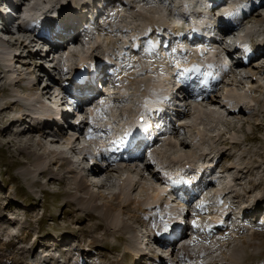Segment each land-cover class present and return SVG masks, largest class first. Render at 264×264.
Segmentation results:
<instances>
[{
    "label": "bare ground",
    "instance_id": "obj_1",
    "mask_svg": "<svg viewBox=\"0 0 264 264\" xmlns=\"http://www.w3.org/2000/svg\"><path fill=\"white\" fill-rule=\"evenodd\" d=\"M35 1L37 2V0H17L15 4H12L15 7V10L17 11L16 17L10 16V15L0 16V21L3 20L4 22V24L2 23L3 25H2V28L0 29V42L3 43L4 41L5 43H9L10 45H12L11 43L12 39L10 38H13L12 46H17L21 52H23L22 50H27L29 48H33V49L38 48L39 52L37 51L34 54H29L28 52L27 54H25L27 57L30 56L32 59H34L33 61H36L35 64L33 62L36 68H42V67L44 68L45 63L51 62L54 64L52 72L55 73V70H57V72L60 73L62 69L61 68L62 63H66V62L70 63V61L73 62L76 57L77 58L82 57V54L83 53L85 54L89 50V47L90 49L91 47L93 48L94 43L97 45V48L100 47L98 38H96L97 35L95 36V33H98V32L95 28L92 27L88 35L86 36V39H84L85 41L84 40L82 41L81 37L77 34H75L74 36L67 35L60 42L49 43L51 50L48 51L45 55L41 56L40 49H42L41 47H45L46 45V42L44 39H31L27 41L26 37L30 35L29 34L30 31L24 30L21 27H19V30L17 33H14V31H12V26L18 22L19 23L21 22V24L26 25L27 22L35 20L36 14H33V12L35 10L36 5L38 4V2L36 3ZM67 1L68 0H66L65 2L63 0L60 3L61 5H63L62 10L68 9L66 11L67 15H65L66 18L76 13L74 7L70 5L72 4V2L68 3ZM141 1L142 0H140L139 2L135 4L131 2L129 3L131 4V6L128 5V7H130L131 9H135L137 13V15L134 16L135 20L138 17L142 18L144 16L145 18H148L149 21L143 23L144 18H142L143 22L142 21L141 22L143 24L148 25L152 21V18H155L157 16L158 17L156 19L157 23L167 28H172V32L174 33H177V34L181 33L179 36V40H178L180 41V44H178L177 48L182 49V48H179L181 47V44L183 43L182 41L185 40L188 42L186 38V34H189L194 28L179 27L176 23L178 22L176 19L165 18V12L168 11L167 7H170L172 3L176 2V0H168L169 4H166V5L164 4L162 0H159V1L144 0L142 2ZM243 1L244 3L246 2L247 7L246 5L242 6ZM243 1H241L242 3H240L239 1L236 7L237 9L234 12H230L228 11L229 9L227 10L226 8H230L233 5V3H235V0H222L221 3H218L216 5L213 4V0H205L204 3L201 4L202 9H204L205 5H208V2L209 4H212V5H211V9L207 13L203 12L204 15L200 14L199 16H203V18L213 21V22L223 19L232 26L228 29H225L222 27L218 28V31L222 37L219 39L218 43L213 42L215 44H219V48H217V50L210 48L209 47L210 45L205 46V47H208L206 50H203L201 48L193 50V51L183 50L182 54H185V55L191 54V55H194L195 57L201 58L203 62L207 63L206 66L208 69L207 71L203 66L196 68V69L193 67H190V69L191 68L192 69L191 70L186 69L187 70L186 75L187 74L194 75L196 73L200 74V73H203L204 71H207L206 72L207 76L211 78L217 77V76L219 77L221 75V71L220 69L215 68V64L212 60L215 57H217L219 60L220 59L224 60L225 58L223 57V55H225L226 53L229 54V55H226L227 58L235 57L232 59L233 60L236 59L237 57H239V54L242 52V50H237L234 48L236 41L241 40L243 37L253 38V36L256 34L258 35L260 31L257 33L254 32L256 34H253L251 32L252 29H256L259 27L264 28V25H262V23H264V0H258V2H253L251 5L246 0H243ZM99 2L101 1L99 0ZM143 3L147 5V8H148L147 11H144V9H140L142 8L140 7V5H142ZM3 4H4V0H0L1 7L3 6ZM113 4H114V0L110 3H107L105 8L107 9L109 6H112ZM96 5L97 4H95V6ZM87 6L88 5H85V4L82 5L83 8H86ZM195 7L196 6H194L193 8L195 9ZM222 8H224L225 10L223 9L224 11H220ZM51 9L53 8H49L50 11ZM142 12H144L145 14H142ZM146 12L152 15L149 16L150 14H147ZM64 14L65 13H63V15ZM118 15L119 14L115 16L118 17ZM100 17L101 16L99 13L97 16V19L100 20ZM109 17L110 16L108 14L104 22ZM127 17H128V21L125 23L126 25L131 26V28L128 29L127 31L134 35L141 34L143 36H146L145 39L148 41L149 49H150V51L147 53L148 54L147 59L150 61V63L152 64L156 63L157 65H160L161 67H164V64H166L167 62L169 65H172L173 67H175V65L181 66L179 62L181 60L180 59L181 54H178L176 52V49H175L176 46L172 45L171 42H169L170 45L168 46V48L162 49L160 42H156L155 40L153 41L150 40L149 38H152V37L146 34L148 32H151V30H154L157 23L153 25L150 24L149 26L142 25V24L132 25L134 20H129L131 16L129 17L126 14H123L122 16V18H124L123 19L124 21ZM114 24L115 23L112 20V23H110L109 26L113 27ZM259 25H262V26H259ZM109 26L106 29H108ZM109 33L114 35L113 32L109 31ZM2 34L3 35L6 34V36L8 35L9 37H7V39L2 38ZM195 39L196 38H194L193 40L192 39L190 40L194 42ZM140 40L142 41V39H138V41ZM118 41L120 42V44H122V46H124L125 48L127 47V49H130L129 45L126 42L121 41L119 38H118ZM252 41H253V44L259 43V47L262 50L258 54H255V55L253 54L252 57H249L246 60L236 59L235 63H236V66H238L237 72H235L233 66H231L230 67L231 70L228 74V76L230 77L231 75L230 73L235 72L234 75L236 77V80H238V81L234 80L235 82L239 83L240 82L239 80L244 79V78H249L251 76L250 74H252V77L255 76L256 74L264 76V38L262 37L261 40H255V41L252 40ZM206 44H208V42ZM242 45H244V43H242ZM84 50L85 51L87 50V51L85 52ZM166 50L167 52L169 51L171 55L173 56L175 55L176 57H179V59L176 57L175 59L173 57L169 58L167 56H164V53L166 52ZM133 51L140 52L139 46L138 47L135 46V48L133 47ZM156 52L161 53V57L158 59H156L155 57ZM3 53L5 55H10L9 54L10 52L9 53L3 52ZM15 56L16 54L14 55V58ZM45 56H48V59H43L45 58ZM20 57L21 56H19V58ZM133 57L132 56L129 57L127 66H125V69H128L129 71H131L132 68L141 67L140 66L141 60L138 62H135L137 59H139V54L137 53ZM131 58H133V61ZM152 59L155 61L152 62L151 61ZM7 61L8 63L10 62L9 59ZM98 62L99 61L96 60L95 62H92V63L98 64ZM131 63L132 65H130ZM109 65L110 66L113 65V67H115L113 63H110ZM13 66H9L8 73L15 70V66L14 67ZM27 66H29L27 71L24 73L23 71H19L15 80L14 81L12 80L13 82L11 81L12 83L11 85L15 88H19L21 91L28 94L27 96L29 97L27 99L29 100L30 98L29 102H27L28 104L24 103L25 104L24 105L22 103V101L24 102L27 99L26 98L21 99L20 98L21 96L11 102H6L5 104H2V105L0 104V117L2 116L1 119L3 123L5 124V126L0 128L1 148H6L7 150L10 148L12 149V152L8 151L10 153L9 157L11 160L9 161L10 167H12L14 163L15 164L17 163V166L19 168V177L14 178V179L12 178L13 182L14 180H15V183L20 182L21 180L30 189L36 190V188L39 187L43 183L42 179L47 178V181L45 184L56 183L58 184V186H60L61 190L63 191L64 199H65L64 201L65 211L62 214V216L70 217V221H69L70 225L74 224L78 228L77 234L75 233L71 237L63 238L59 242L60 244L58 246L60 247L56 248V251H59L61 255L63 256V258L65 256L68 257L67 261L69 262V264H93L94 260L92 262L91 260L88 261V259L82 257L78 253L83 254V252L86 251L87 253L85 254V256L89 257L90 254H94V253L96 254V252L98 250L101 251L102 248L107 250L106 246L104 245V241L109 240L110 237L112 236H119L118 239H122V240H125V238L127 237L126 243H127V246L129 247V250L127 249V251H124V254H122V259H126V258L130 259L132 257H135L137 259L139 258L137 262H135V264H142L146 260L151 261V262L153 261V264H154L155 259L157 260V264H167L168 262L166 263V261L168 260V258L173 259L174 257L178 258V260L177 259L176 261L174 260L175 261L174 264H178V263L179 264H186V263H189V264L190 263L191 264H264V260H263L264 258V219H262L264 215V151L262 153H256L254 159H252V157H250L249 155L241 156L242 165H243L241 166V168H238V166H236L235 164H234L235 166L226 165L223 167L221 165L220 167V164L224 162L225 160L232 161L235 159V156L226 155L225 153L221 154L218 157H214L210 159V162L214 163L213 168L210 170L211 174L215 173L216 170L223 168L224 171L222 169H220V171L222 173L227 172L226 174H227L228 179L229 180L231 179L232 181H234L235 185L234 187L232 186L228 188L226 191H224L223 194H221V191H218L216 189L215 183L210 182L205 188L201 189L196 196L192 197L191 204L205 199V201H209V202L207 204L206 203L203 204L204 203L203 201L202 204L198 205L196 210H199L202 205L212 206L211 200H213L214 198H213V195L212 196H209V195L211 193V190L213 189L217 190L216 194L219 193L218 196H221L224 200V201L219 202V206L223 208L225 207L224 210H226V212L224 211L220 215V219H218L219 220L218 223H221L223 221L224 224L221 226L220 224L215 225L213 229L208 230L202 226L203 224L198 223L197 222L198 220L194 221L195 220L194 219L191 222L193 224L192 226L193 233L195 234L192 239H191L192 236L189 233L191 229L190 227L191 225H190L184 229L183 233H176L173 240L169 241L168 240V233L170 231L169 224L166 222L160 223L156 217V214L154 216H148L146 213V211L149 212V211H154L155 209H158L160 207L163 208L167 204L166 203L167 197H165L166 193L164 192V190H162V187L160 188L161 190L159 191L157 190L158 191L157 195H155L154 197L152 196L153 197L152 199H148L149 197L147 198L149 201L147 202L146 209L143 208V201L145 199L144 200L140 199V197L146 195L144 194L145 192L149 193L150 191V189L148 190V188L146 187L147 186L146 184L149 183V180L146 178V175L144 173L151 172L152 166L154 165L152 162L154 160L153 155L155 154V152L157 154H161V153L164 154L165 152V151L163 152V150L160 149L157 141H155V144L153 146L155 150H151L153 153L149 152L150 146H148L147 144L148 140H147L145 143L147 145L143 149L141 155L135 158L126 159V160H123V158L120 160L116 158L115 159L112 158L113 155L117 156L118 154L112 148H108L107 146H106L107 148L99 146L100 143L98 142V140L94 138L89 140L90 146H88V149L90 150V152H92V154L90 152H87L85 156H83V152H82V150H84L83 147H82V150L80 149V154H78L77 152L75 154L74 147L76 144L77 145L78 143L80 144V141H81L80 137L84 135V132H83L84 124H86L87 122H90L92 118L94 117V115L98 111H101V110L110 111V114H113L112 117H114L115 111L113 107L107 106L103 101L98 104L97 101L100 99V97L101 96L105 97V95L100 92H97L95 95H92L91 97L84 99L82 108L80 109L78 116L73 114L74 119L76 117L81 118L80 123H79L80 128L79 130L76 129L78 131V134L80 135L76 137L71 136L68 130L70 129L68 128L69 126H66V128H64V127H57L53 124L52 127H47L46 125L43 124L41 119L36 120L32 116V113L28 111L31 110L30 107L32 103L33 104L36 103L41 106L40 110L44 112V110H46V104L45 102H43L44 99L46 101L52 100V97L54 93L56 92V89L60 87L59 85L60 81L58 80L56 76H54L53 74H49V72L45 71L47 72L46 75L49 78L46 80V82L43 81V74L42 76H39L41 74L38 75L37 72H35V75L38 76L36 81L31 82L30 79L32 76H34V70L36 71V69L31 68L32 67L31 63L27 64ZM104 67H101L103 71L98 74V78L100 81L99 83L104 82L106 85V89L111 90L112 92V90H115L117 81L116 79H113V77H111L113 75L112 74L109 77L108 82L106 83L105 77L109 76V74H106L107 72L109 73V71L107 69L105 70ZM2 70L7 72V70L4 69L3 67H2ZM66 70H70V69L66 68ZM249 70H250L249 72L250 74L247 73ZM147 72L148 70L146 69L143 72L141 71L139 73H136V72L131 73L130 74L131 76L128 78V80L132 77L138 78L141 76H146ZM120 73L122 74L121 71ZM167 73L168 71L165 68V70L161 74L159 73L157 77L155 76L153 79L152 78L148 79L149 83L153 87L152 89H147V90L140 89V92L142 94L141 101L145 100L144 104L143 102L141 103L143 104V108L146 106H157L160 108H164L165 102L161 100L155 101L154 98L156 97L161 98L163 96H166V98L170 97V94H171L170 91L164 89V87H167L168 85L174 86L177 80L175 79L176 76H173L172 79H169V76L166 75ZM114 76L116 77V75ZM224 77L226 76H223L222 78ZM44 78H46V76H44ZM117 78L119 79V81H122V82L124 80H127V78H124L123 76H119V75L117 76ZM4 79L6 78L1 79L0 83ZM207 79L208 78L206 77L205 82L202 84V87H201L204 93L202 95L201 94L198 95L199 96L198 99L202 100L203 102L206 101V103H210V104L216 103V104H219L225 107L226 108L225 110L227 111V117H229L230 119H227L224 121L226 123V126L229 127L230 130L235 131L237 130L238 126H241L243 129H245V127L247 126L254 125V127H256L257 129L264 131V114H263L262 120H260L261 119L260 114L256 112L253 106L244 105L245 103L243 102L244 101L242 97L243 95L234 96L233 94H229L230 96L227 95L226 97L224 95L222 96H218L216 94L213 95V93L215 92L214 88L218 87L220 83H222L223 81L222 80L218 81V83L215 85L214 88H210L207 85ZM26 80L27 81L29 80L31 84L28 81L29 84L27 83L26 85H23V82ZM91 81L94 82L93 79ZM42 83L45 85H43ZM186 84L181 82L179 87L173 90V92L175 94L182 95L181 100L187 102V105L185 107L187 110L190 107L193 108L192 106L193 103L188 104L189 100L194 99L196 97L193 98V96L190 95V90H189L190 85H186ZM231 85H233V82ZM259 85H260L259 88L263 87L262 83L260 82H259ZM128 86L130 88L129 91H124L123 88L122 89L120 88L121 89L120 92L122 95L124 94V96H127V93L128 95H131L129 94V92L130 90L132 91L133 89H132V86L127 85V87ZM3 89L4 88L0 86V95H1V92H6L5 89L4 90ZM120 92L118 91V93ZM175 94H172L171 97ZM114 96L115 95H113V93L107 94L106 99L110 101V104H112V102L114 104V101L117 100V99L114 100ZM129 98H131V96H129ZM173 98L174 97H172V100ZM131 100L128 102L132 103L133 106L129 105V108L133 107V110L135 107L138 108L137 103H135V101L137 100L132 99V98ZM223 100L225 101V104ZM152 101L154 103H152ZM121 102H124L123 99L121 100ZM226 104L228 107H226ZM21 106L23 108H27L28 111H23ZM196 110H195L196 111L195 114L200 116L201 113H197L200 111L198 109ZM14 111H16L15 115L9 114L10 112H14ZM206 111L210 113L212 116L216 117L214 111L212 110H206ZM34 114H36V112H34ZM42 116L44 115L42 114ZM51 117L53 118L52 115H49L47 117L44 116V120L45 121L50 120ZM88 118L90 119L88 120ZM217 119L219 120V122L221 121L220 116ZM133 122L134 121H132V123ZM116 127H117V123H115V128ZM210 131L215 132L216 129L213 128ZM217 136L218 138L216 137V139H209V141L217 143V146L228 143V140L224 138L225 136L222 137L223 135L219 136L218 134ZM125 138L129 144H136L135 146H137V144L143 145V142L141 140L136 141L134 137H132L131 135H127ZM257 140L258 138L256 137H248L245 139L246 142L257 141ZM186 142H183L182 145L185 146ZM120 144H121L120 141L119 142L115 141V145H120ZM190 144H193V143L191 142ZM232 145L233 147L240 148L241 146H243V142H238V141H235L234 139L232 142ZM197 149H200V148H197ZM204 150L205 149L203 147V150L201 151H204ZM146 152H149L150 155H148ZM204 152L206 153V151ZM97 153L105 154V157L101 158L102 161L106 162V165L102 170L95 169V166H94L96 164H99L98 159L100 158L98 156H95ZM62 154H64L65 156L63 155L64 156L63 157ZM55 155H59V157L62 156L63 158H65V160H67V162H61L62 160L59 161L58 158L57 160H54V162H52V160L48 162L47 159H50L51 158L50 156H55ZM76 155L78 159H75ZM79 156H82L83 160ZM62 157L61 159H63ZM167 158H168V155H167ZM84 161L90 162L92 164V167H90L87 171H83V169H85V167H87L88 165L86 164L87 162H84ZM142 162L143 163L146 162V163L143 166H141L140 164ZM121 163H123L126 166L124 167V165ZM163 164H164V161H163ZM82 166H83V169H81ZM163 166L164 168H166L165 165ZM170 166H168L167 168L171 169ZM55 167H57V169H55ZM156 167H159V166L157 165ZM189 171H193V166H191V169H189ZM135 172L136 173L139 172L138 173L139 180L128 178L129 174L133 175ZM234 172H237V176L232 175V173L234 174ZM158 173L159 172L155 170V173L153 176L156 177L157 180L160 181V183L164 181L166 182V177L164 175L160 177L158 176ZM100 175L103 176V179L99 180L100 181L99 182L97 181L96 178H98V176ZM89 177H91L92 180H89ZM183 178L184 179L181 181V176L177 177V181L179 182V184H183L185 182V177ZM114 180H117V182H115ZM171 185H172V191L175 193V191H177V188H175V185L173 184V182ZM116 187L118 189L117 192L113 191ZM94 189H98V190H94ZM127 190H128V194H126ZM192 191L193 189L189 190L190 193ZM0 192L8 193L7 189L4 187H0ZM123 192L126 195H124ZM26 197L32 198L33 195H28ZM13 199L11 195H8L6 198H0V264H7V262L10 260L12 261L11 264H43L44 262H46V259L44 260V262L41 261V259L42 257H45V256L49 257L50 260L52 261L53 259L55 260V258L53 257L55 255L54 254L55 250L54 252H52L51 245L47 248L44 247L45 249L42 252L38 251V246L40 249V246L44 243H50L52 241L56 242V240L52 239V237L41 238L38 235H36V237L33 236L34 238L32 237L30 238L28 236L29 238H25L21 241L22 244L20 242H19L20 244L17 242H14L15 238H20L22 236V232L24 228L23 224L28 222V220L31 219V217H33L34 214H25V216H22L23 218H21L20 215H18L17 213H13L12 211H10V209L16 208V210H19V211L30 212L36 208H35V205L25 208V206L20 205V203H18L16 200H13ZM151 201L153 204L155 203L157 206H153ZM145 202L146 200L144 201V203ZM213 208L217 209V207L216 208L213 207ZM163 209L166 211V214L168 217H172L175 213H178L181 210L179 208H169V207L163 208ZM149 214L152 215V213L150 212ZM187 214L188 213H186V215ZM84 215L87 216L88 218H86ZM74 217H75V220L72 219ZM252 219L254 220L253 222H252ZM148 231H152V233L149 235ZM139 232H144L147 236L152 237L153 239L152 242L155 243L150 247L149 253L147 254H143V252L139 250L140 248L138 247V243L140 244V241H138L137 243V236ZM220 233L223 235L221 236ZM226 233H229V234L227 235ZM247 236H249L250 238H247ZM189 239L191 240L188 241ZM130 242H133V244L136 246L135 249L133 248L132 245H129ZM179 244L181 245L180 247H178ZM201 244L206 245V247H203L204 245L202 246ZM238 245H242V247H244L245 249H248L249 250L248 255L246 254L244 258L238 257L237 255H234L232 257L230 256L231 258L224 257L227 252L226 249L235 248ZM3 246H7L11 248L12 250L17 251V254L12 252L11 256L9 257L3 256L1 251H5V252L9 251L8 248L3 250L4 249ZM65 247H68V248H65ZM196 247H200L201 250L198 249V251L200 250L198 252L196 250ZM236 250L238 251V249ZM181 251H186L183 255V259L181 258V255H179ZM44 254L45 256H42ZM219 254L223 255V257H221ZM91 257H94V256H90V258ZM112 260L110 262L107 259H100L97 256L95 263L96 264H112V263L117 264L121 259H117L113 261ZM67 261H65V263H67Z\"/></svg>",
    "mask_w": 264,
    "mask_h": 264
},
{
    "label": "rangeland",
    "instance_id": "obj_2",
    "mask_svg": "<svg viewBox=\"0 0 264 264\" xmlns=\"http://www.w3.org/2000/svg\"><path fill=\"white\" fill-rule=\"evenodd\" d=\"M61 1H63V0H37V2H38L37 5H40L42 7L44 6V7H47V8L59 9L61 11L63 9L62 8L63 5L60 4ZM64 1L66 2V0H64ZM108 1L112 2L113 0H108ZM164 1H168V0H164ZM239 1H240V3H242L241 1H243V0H239ZM239 1L237 2V4L239 3ZM67 2L68 3L72 2V4H70V5L72 7H74L75 12H78L80 15H82V13L79 11L80 8H82V5L87 4V3H90L92 6H95V4H97L99 8H102V5L98 4V3H100L99 0H95V1L94 0H68ZM26 5H27V3H26ZM128 5L131 6V4H129L128 0H114V4L112 6H109L107 9L105 8L106 11L108 13H110V17L108 18V21L111 20V23H112V20H113L115 24H114L113 27L109 26V24H108V26H109L108 29H102V30L96 29L98 33H95V36L97 35L96 38H98L100 47L97 48V45L94 43V46H93L94 50H93L92 47H91V49L89 47V50L88 51L86 50L87 52L84 50L86 53L85 54L83 53L82 57H80V58L76 57L74 59V61L73 62L70 61V63L69 62L62 63V66H63V64H66L65 68L72 67V66H74L76 64L77 61H79V62H81V61L82 62H84V61L95 62L96 60H98L99 62H102L101 64L100 63H98V64H100L101 67L105 66L104 69L105 70L107 69L111 73V75L113 74L112 76L110 75L111 77H113V79H116L118 75L119 76H123L124 78H127V80H124L123 82L122 81L121 82H117V85L115 86V88H117V90L120 91L121 90L119 88L120 84L122 86H127V85L132 86L133 90L132 91L130 90L129 94H131L130 96H131L132 99H136L137 100V101H135V103H137L138 108L142 109L143 108V104L145 103V100L141 101L142 94L140 92V89L147 90V89H152L153 88L152 85L149 83L148 79H150V78L153 79L154 78L153 75L156 74V73L151 72V69H153L155 66L156 67L160 66V65H157L156 63H153V64L150 63V61L147 59V57H148L147 53L150 51L148 41L146 39H142V41L141 40L138 41V39H137L136 42L132 43L134 48H135V46H137V47L139 46L140 47V45H144L145 48H146V52L142 48V52H144V54H145V59L140 61V64H141L140 66L141 67L132 68L131 71H129L128 69H125V66L120 70V69H117V68L113 67V65L112 66L109 65L111 63V61L115 60L114 57L111 56V53H114V51L116 52L117 46H118V44H120V42L118 41V36H117L118 34L116 32H114V31H116V29H118V28H121L122 30H124L125 28L127 29V26H129V25H126V23H125V22L128 21V17L124 21L123 20L124 18H122L123 14H126L127 16L128 15L131 16L129 18V20H134L132 25H139V24L147 25V24H143V23L149 21V19L145 18L144 16L142 17V18H144L143 19L144 22L142 21L141 17H138L135 20L134 16H136L137 13H136L135 9H131L130 7H128ZM243 5L244 6L246 5V7H247L246 2L244 3V1L242 3V6ZM140 7H142L140 9H144V11L148 10L147 5L145 3L140 5ZM67 10H62V15H63V13H65L64 17H66L65 15H67V13H66ZM237 11H239V10H237ZM146 13L150 14L148 12H146ZM117 14H119L118 17L115 16ZM142 14H145V13L142 12ZM166 14H167V17H166L167 19H173L172 15H171V11L168 10L166 12ZM151 15L152 14H150L149 16H151ZM157 18H158L157 16L155 18H152V21L147 26H149L150 24L153 25V24L157 23V20H156ZM173 21H175V20H173ZM183 22H185V21L183 20ZM158 25H159V23H157L156 26L155 25L154 26L157 27ZM262 25H264V23H262ZM262 25H259V26H262ZM107 30H109L110 32H113L114 35L110 34L109 31H107ZM251 32L253 34H256L257 32H259L258 35L264 38V28L263 27L262 28L259 27V28H256V29H252ZM254 32H256V33H254ZM256 36H257V34L254 35L252 39H256ZM7 37H9V36L8 35L6 36V34H4V35L2 34V38L7 39ZM131 37L133 38V36H131ZM134 38H136V37H134ZM138 38L140 39V37H138ZM10 39H12L11 43L13 45V38H10ZM81 39H82V41L84 40L83 38H81ZM94 42H95V40H94ZM182 42L183 43L181 44V46H183L184 49H188V50H195L196 48H199L201 46V44H198L197 41H194L193 43H191V41L187 42V41L184 40ZM178 44H180V41L177 40L176 41V45H178ZM12 45H10L9 43H5L4 41H3V43L0 42V65L2 64L1 66L4 69L7 70V72L2 70V67L0 66V80L3 79V78H6L3 81H1V83H0V86H2L5 89V91H6V92H1V95H0L1 96V98H0V100H1L0 104L1 105L5 104L6 102H11V101L15 100L16 98H18L20 96H21L20 97L21 99L22 98L23 99H25V98L27 99L29 97V96H27L28 95L27 93L21 91L19 88H15V87H13L11 85L12 84L11 81L15 80V78L17 77V74H18L19 71H23V73L27 71V69L29 68V66H27V64L31 63V66H32L31 68L32 69H36V71L34 70V76H32L31 79H30L31 82H35L37 77H38V76L35 75V72H37L38 75L41 74L39 76H42V74H43V81L46 82V80L49 79V78L46 75V73L48 71L45 68L49 69L50 71H53V66H54L53 63L47 62V63H45L44 68L43 67L42 68H36L34 66L36 61H33L34 59H32L30 56L27 57L25 55V54L28 53V49L27 50H22L23 52H21L17 46H12ZM211 47L213 49L217 50V48H219V44L212 43ZM179 48H181V47H179ZM245 49L247 50L248 47H245L243 45L242 52H244ZM121 50L123 52L126 51L127 53H130V56H132V57L135 56L137 53L138 54L141 53V51L140 52H136V51L127 49V47L125 48L124 46L121 47ZM3 52H6V53L10 52L9 53L10 55H5ZM16 52H17V56H15V58H14V55L16 54ZM41 53H43V52H41ZM247 54H249V52H247ZM189 55H187L186 57L184 55L183 61L182 60L179 61L181 66L175 65V63H174L175 67H173L172 65H169L168 62L166 64H164V67L166 68L168 73L169 74L171 73V78L169 77V79H172V77L174 76L172 73L174 71L178 70L177 72H179L182 75L184 74V77L181 79V82L185 83V84L187 83L186 85H189V83L187 81L186 71L187 70H191L192 68L190 69V67H193L195 69L201 67V66H198L199 60L201 58L195 57L194 55H191V54H189ZM225 55H227V54H225ZM19 56H21V57L19 58ZM164 56H167L169 58L170 57H173V58L176 57L175 55L174 56L171 55L169 51L167 52V50L164 53ZM126 57H127V55L124 54V58L125 59H126ZM176 58L179 59V57H176ZM8 59L10 60L9 63L7 61ZM43 59H48V56H45V58H43ZM128 61L129 60H126V61L120 60L119 62L121 64H125V63L127 64ZM195 61L197 62L196 65L194 64V63H196ZM218 61H219V65H221L222 64L221 59L218 60ZM235 61H236V59L233 60L232 58H227L226 59V63L227 64H231L233 66V68H234V71L237 72V67L238 66H236ZM33 62H34V64H33ZM13 65L15 66V70H13L12 72L8 73L9 66H13ZM130 65H132V63ZM164 67H162V68H164ZM139 68H140V72L141 71L143 72L146 69L148 70L146 76H141V77H138V78H133L132 77V78H130L128 80V78L131 76L130 74L131 73H135L134 71L136 69H139ZM230 70L231 69H228V68H221V70H220L221 71V75L218 77V79L216 81V84L220 80H222L223 82L220 83V85L218 87H216V88L213 87L214 91H215L213 93V95H215V94L218 95V96L224 95L225 97L227 95L230 96L229 94H233L234 96L243 95L242 97L244 99V101H243L245 103L244 105L245 106H253V108L256 110V112L260 114V118H261L260 120H262L263 114H264V76L256 74L255 76L252 77V74L249 73L250 72V70H249L247 73L250 74L251 76L249 78H244V79L239 80L240 82L238 83V82H235V81H238V80H236V77L234 75L235 72H232L233 74L230 73L231 74L230 77L228 76ZM45 71H47V72H45ZM120 71L122 72L123 75L120 73ZM149 71H150V73H149ZM50 73L53 74L54 72H50ZM58 73L59 72H57V70H55V73L53 75L56 76L57 78L66 77V76H64L62 71L59 74ZM168 73L166 75H168ZM114 75H116V77ZM44 76H46V78H44ZM223 76H226V77L222 78ZM175 79L177 80V82L175 84H181V82H179L180 81L179 78H175ZM28 81L27 80L24 81L23 85H26L28 83ZM116 81H117V79H116ZM31 82H30V84H31ZM232 82H233V85H231ZM259 82L262 83V85H263L262 88H259V86H260ZM170 87L172 88L173 86L170 85ZM128 88H129V86H128ZM189 90H190V95L193 96V98L196 97L194 99L189 100L190 103L188 102V104H192L193 103L192 104L193 108L190 107V108H188L186 110L185 107L187 105V102L182 101L181 99H176L175 100L176 104L182 105L185 109H183V112L179 113L180 115L176 114V116L174 118V121L171 124V126L173 127V133L168 138V141H169L170 144H167L168 146L165 145L162 148L163 152L165 151L164 154H162V153L161 154H157L155 152V154L153 155L154 160L152 162L155 165V167L153 165L151 172L144 173L146 175V178L149 180V183H148L149 185L146 184L147 185L146 187L148 188V190L150 189V191H149V193L148 192L146 193L144 191L145 192L144 194H146V195L143 194L144 196L140 197V199H142V200L145 199L146 200L145 203H144L145 200L143 201V208L146 209L147 202L149 201L148 199H151L152 196L154 197L155 195H157L158 191L161 190L160 188L162 187V190L163 189L166 190V191L164 190V192L166 193L165 197H167L166 200H168V199L170 200V201L169 200L168 201L171 203L172 207L179 208L181 210H184L185 213H188L187 214L188 221L192 222L194 219H195L194 221L198 220L197 222L203 224L202 226L205 229L211 230V229H213L215 227V225H217V222L219 221L218 219H220V215L224 211L226 212V210H224L225 207L223 208V207L219 206V202L224 201V200H223L222 197H220V198L217 197L219 195V193L216 194L217 190H214V189L211 190V193L209 195V196L213 195L214 199L211 200V205L213 207H215V208L217 207V209H214L212 206H209V205H207V206L202 205L201 208L199 210H196V212H195L194 209L191 208V204H189V203L187 204V203H184V202L181 203L179 201H176V197L177 196L181 197V194L177 195V194H175L172 191V185H171L172 182H170V184H168V182H165V181H164L165 183L164 182L160 183V181H158L157 178L153 176L154 173H155V170L157 172H159L158 176L162 177V174L160 172L162 170L161 167H164L163 165H165L166 168H167L168 166L171 165L170 166L171 169L170 168L169 169L171 171L173 170V171L177 172L178 174L180 173L179 175L181 176V181H182L184 179L183 177H185L186 174L182 173L183 171L181 170L180 162L184 161L185 163H187V162L188 163L189 162L193 163V162H197V160H200V165L203 164L202 161H204L205 164L208 167H213L214 163L210 162V159H212L214 157H218V156H220L223 153H225L226 155L235 156V159L232 160V161L231 160L230 161L225 160L224 162H222L220 164V167H221V165L224 167L226 165L230 166V165H234L235 164L236 166H238V168H241V166H243L242 165L241 156L249 155L250 157H252V159H254L256 153H262L264 151V131H261V130L257 129L256 127H254V125L247 126V127H245V129H243L241 126H238L237 130H235L236 132L230 130L229 127L226 126V123L224 121V120L230 119L229 117H227V111L225 110L226 109L225 107H223L222 105L216 104V103L210 104V103H206V101L203 102L202 100L198 99V97H199L198 95H200V94L202 95V92H199L198 90H195L191 86H190ZM120 94H121V92H120ZM193 94H195V95H193ZM196 94H197V96H196ZM176 95L177 96H182L181 94H176ZM121 97H123V98H121ZM121 97H120L121 100L123 99L124 102H121L120 98L117 99V96H114V100L115 99L119 100V101L115 100L114 104H113V102H112L113 105L111 104V106L113 107V109L115 111V113H114L115 116L112 117L113 114H110V111H106L105 112L106 114L104 116L105 120H108L110 117H112L113 119H116V120L123 121V123H127L128 121H130V117H131V120H132V118L134 116V113H132L130 110H128L129 105H132V103L128 102V101L131 100V98H129L130 100L124 99V94L123 95L121 94ZM27 100L24 101V102L22 101V103L23 104L24 103L28 104L27 102H29L30 98H29L28 101ZM142 102H143V104H141ZM223 102L225 104L224 100H223ZM152 103H154V102L152 101ZM220 103H221V101H220ZM226 107H228L227 104H226ZM38 108H40V105H38ZM24 109H26V110H24ZM196 109H198L200 111V112H197V113H201L200 116L195 114V112L197 111ZM15 110H16V108H15ZM17 110H18V108H17ZM22 110L23 111H28L27 108H23V107H22ZM206 110L214 111L216 117L212 116ZM28 112H31V111H28ZM9 114L15 115L16 111L10 112ZM219 116L221 117V119H220L221 121L220 122L217 119ZM1 117H0V119H1ZM178 121H180V122H178ZM215 122H217V123H215ZM118 123H119V121H118ZM3 126H5V124L3 123L2 119H1L0 120V128H2ZM87 127L91 128L90 122H87L86 124H84V126H83L84 131L86 130ZM213 128L216 129L215 132L210 131ZM241 129H242V131H241ZM69 133L71 134V131ZM226 133H228V134H226ZM217 134L219 136L223 135L222 137H224L225 135H228V138H230L231 140L235 139V141L243 142V146H241L240 148L239 147L236 148V147H233V145L231 143H226L229 147H231V150H227V148H225L224 146H214L212 144L213 142H211L209 140H206L207 135H208V139H211V137L214 136V135H216V137L218 138ZM82 137H80V140L82 139ZM248 137H256V138H258V140L257 141L246 142L245 139L248 138ZM224 138L227 139L226 136ZM183 142H186L185 146L182 145ZM191 142L193 144H190ZM188 145H190L191 147L188 146ZM223 145H225V144H223ZM203 147L205 149L204 151H208V152L205 153L204 151H201V150H203ZM76 148H78V147H76ZM197 148H200V149H197ZM8 151L12 152V149L10 148V149L7 150L6 148H1V140H0V187L6 188L7 192H8V193L0 192V198H6L8 195H11L12 199L15 198L13 200H16L18 203H20V205L25 206V208L26 207L28 208V207H30L32 205H35V208H36V209H34V210L30 211V212L19 211V210H16V208H13V209L11 208L10 209V211H12L13 213H17L18 215H20L21 218H23L22 216H25V214H34L33 217H31V219L28 220V222L23 224V227H24L23 228V232H24V234L22 232V236L20 238H15L14 242H17V243L20 242L21 243V241L23 239L29 238V237L30 238L31 237L34 238V237H36V235H38L41 238L52 237V239H55L56 242L52 241L50 243H44V244H42L40 246V249H39V246H38V251L42 252L45 248H47V247H49L51 245V250H52V252H54V250L56 251V249H52V247L55 246L56 248H59L60 247V246H58L60 244L59 242L63 238L71 237L75 233L77 234V230H78L76 225H74V224L70 225V222H69L70 221V217L62 216V214L65 211L64 210V203H65L64 201H65V199H64L63 191L61 190L60 186H58V184H56V183L45 184L46 181H47V178L46 179L45 178L42 179V181H43L42 184L43 185L41 184L39 187L36 188V190L30 189L21 180H20V182H16V183H15V180L13 182L14 178H18L19 177V168L17 166V163L16 164L14 163V165L12 167H10V162L9 161H11V160H10V157H9L10 153ZM225 151H227V152H225ZM76 152L77 151H75V154H76ZM146 153L148 155H150L151 152L150 153L146 152ZM63 155L64 154H62V156ZM167 155H168V158H167ZM181 155H183V156H181ZM50 157H51L50 159H47L48 162H50V160H52V162H54V160H57V158H58L59 161L62 160L61 162H67V160H65V158L62 157L63 159H61V157H59V155L50 156ZM169 157H170V159H169ZM17 159H19V158H17ZM75 159H78L77 155H76ZM163 161H164V164H163ZM233 161H234V163H233ZM160 162H161L162 165L160 164ZM145 163L146 162H144V163L142 162L140 165L143 166ZM157 165L159 167H156ZM125 166L126 165H124V167ZM55 169H57V167H55ZM220 169H222L224 171L223 168H220ZM135 173L133 175L129 174L128 178H130V179H138L139 180V175H138L139 172L136 173V174ZM232 175L233 176H235V175L237 176V172H234V174L232 173ZM226 176H227V174H226ZM151 178H152V180H151ZM154 178H155V180H154ZM96 179H97V181L102 180L103 176L100 175ZM114 181L116 182V180H114ZM230 181H232V180L230 179ZM157 182H159V183H157ZM233 182L234 181H232V183L231 182L225 183L224 187L227 188V189L232 187L233 186ZM144 185H145V183H144ZM94 190H98V189H94ZM113 191L117 192L118 191L117 187ZM97 192H99V191H97ZM55 193H57V194H55ZM123 194H124V192H123ZM126 194H128V190L126 191ZM126 194H124V195H126ZM161 194H162V192H161ZM167 194H168V196H167ZM215 194H216V196H215ZM28 195H33V197L32 198L26 197ZM171 200H174L175 202L171 201ZM201 201L202 202L204 201L203 204H205V203L207 204L209 202V201H205V199L201 200ZM169 202H167V203H169ZM99 203H101V202H99ZM149 212L152 213V215H150ZM149 212L146 211L148 216H154L156 214L155 210L154 211H149ZM168 212H169V210H168ZM85 217L88 218L87 216H85ZM187 218H186V220H187ZM72 219L75 220V217L72 218ZM190 227H191V229H190L189 233L192 236L191 237V239H192L195 234L193 233L192 225ZM151 233H152V231H148L149 235ZM226 234L228 235L229 233H226ZM222 235L223 234H221V236ZM118 237L119 236H112V237H110L109 240H105L104 241V245L106 246L107 250L102 248L101 251L98 250L96 252V254L95 253L94 254H90L89 257L85 256V254L87 253L86 251H84L83 254L82 253H78V254H80L82 257L88 259V261L91 260V262H92L94 260L93 264H96L95 262H96L97 256L100 259H107L110 262H111L112 259L113 260L121 259L120 261H122V262L119 261L117 264H135V262H133V261L137 260V259L134 258V260H133L132 256H131L132 258H130V259L129 258L128 259L127 258L126 259H122V254H124V251H127V249L129 250V247L127 246V243H126L127 242V237L125 238V240L118 239ZM247 238H250V237L247 236ZM191 239H189L188 241H190ZM153 244H155V243H153ZM129 245H132L134 249L136 248V246L133 244V242H130ZM180 246L181 245L179 244L178 247H180ZM202 246H201V248H202ZM203 247H206V245H204ZM3 248H4L3 250H5L6 248H8V250H9L8 252L1 251L3 256H8L9 257V256H11L12 252L17 254V251L12 250L11 248H9L7 246H3ZM65 248H68V247H65ZM201 248L200 247H196V250L197 251H198V249L201 250ZM235 248L238 249V251ZM235 248L226 249L227 252L225 250L226 254H225L224 257L225 258H231L232 256L237 255L238 257H243L244 258L245 255L246 254L248 255V253H249V250L245 249L244 247H242V245H238ZM66 250H68V249H66ZM185 252L186 251H181V253H179V255H181L182 259H183V255H184ZM56 253L58 254L59 251L56 252ZM56 253L54 252V254H55L53 256L54 258L57 256ZM59 255H61V253H59ZM226 255H228V256H226ZM42 256H45V255H42ZM79 256H77V257H79ZM90 256H94V257H91L92 258L91 259ZM220 256L223 257V255H220ZM73 257H74V255H73ZM111 257H113V258H111ZM48 258L49 257H46V256L42 257L41 261L44 262V260L46 259V262H47V260L48 261L50 260V258L49 259ZM55 259H56V261L59 260L57 257ZM176 259L178 260L177 257H174L173 259L168 258L166 263L168 262L167 264H174ZM67 260H68V257L65 256L63 258V260H62V263L63 264H67L68 263L69 264V262ZM170 260H172V261H170ZM263 260H264V258H263ZM65 261H67V263H65ZM140 261H142V260H140ZM43 262H41V263H43ZM46 262H44L43 264H47ZM11 263H12L11 260L7 262V264H11ZM146 263L147 264H153V261L151 262V261L146 260ZM112 264H114V263H112ZM154 264H157V260L156 259H155ZM186 264H189V263H186Z\"/></svg>",
    "mask_w": 264,
    "mask_h": 264
}]
</instances>
